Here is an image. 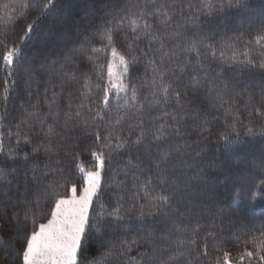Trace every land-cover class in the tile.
<instances>
[{"label":"snow or ice","instance_id":"6c2138e0","mask_svg":"<svg viewBox=\"0 0 264 264\" xmlns=\"http://www.w3.org/2000/svg\"><path fill=\"white\" fill-rule=\"evenodd\" d=\"M63 3L65 0H47L43 5L25 2L22 7L29 14L35 10L40 16L19 32L17 21L11 28L0 29V69L9 78L17 77L12 89L6 81L0 109V129H5L0 130V264H264V221L258 226H241L230 207L215 200L213 186L202 170L206 148L200 146L208 139L205 133L210 135L221 119V110L224 124L216 130V136L226 148L238 146L241 116L250 124L260 123L264 135V0H260L259 11L252 10L248 0H114L101 15H86L75 23H70V13L55 11ZM3 7L5 15L14 11L8 3ZM233 11L246 15L237 28L230 29L234 36L225 33L220 39L226 37L231 45L242 42L244 51L233 48L229 56L221 51L219 59L221 64L240 66L253 74V79L242 86L247 95L243 112L233 106L239 93L234 84L225 82L224 69L216 70L200 61L202 48L213 62L216 60L217 34L213 30L204 32L198 23L193 24L197 33L191 41L179 31L201 16L211 18ZM49 17L52 20L44 38L45 48L34 54L29 50L33 48L36 27ZM149 17L153 23L148 22ZM174 24L176 30L170 31ZM245 35L252 38L245 40ZM204 40L210 42L204 44ZM95 41L101 46H93ZM118 45L126 54L117 50ZM52 46L58 49L57 59L46 55ZM254 49L260 56L258 60L253 58ZM94 54H110L111 59L106 65L92 64L94 70H100L96 75L101 83L96 87L103 95L90 100L91 76L84 69L92 63ZM141 64L151 70V76L138 88L130 83V70ZM69 66L75 70L63 71ZM38 71L60 81V92L54 91L52 99L47 98L48 89H44L46 111L41 110L39 98L35 103L30 101ZM81 77L84 91L76 97L71 85ZM18 80L29 100L20 102L17 119L7 105L8 93L18 86ZM141 89H147L143 96L146 103H139ZM113 99L117 104L115 113L110 111ZM132 107L136 110L129 115ZM153 107L160 108L162 116L152 119L146 115L145 109ZM10 116L16 120L15 131L6 127ZM25 128L28 131L21 135ZM192 128L198 130L196 138H184L182 129ZM248 132L253 134L251 127ZM5 139H15L17 146L23 142L31 151L21 154L15 149L6 150ZM85 150L93 157L95 171L80 167L86 173L80 196H76L75 185L71 198L59 196L65 166ZM114 157H126L122 167L127 170L143 172L146 165L154 172L164 193L151 197L155 215L181 219L191 215L197 217L195 227L178 230L180 235L173 239L155 225L146 224L141 211L136 219L147 235L129 242L123 233L130 226L122 222L130 213L124 209L126 198L121 193L127 190L128 198L135 202L139 191L128 189L123 181L119 191L111 194L114 203L110 210L109 205L100 203L99 211L91 212L93 199L99 200L103 194L106 162L111 164ZM229 180L224 177L225 186ZM242 181L249 187L253 201L256 192L264 198V159ZM137 187L143 185L134 182L132 188ZM44 205L50 208V218L46 223H37L44 214ZM242 237L246 238L241 243ZM229 245L237 248L235 254L227 250ZM141 247L143 252L139 251ZM133 248L137 249L136 256L129 255ZM94 249L98 258L89 256Z\"/></svg>","mask_w":264,"mask_h":264},{"label":"trees","instance_id":"16d2710c","mask_svg":"<svg viewBox=\"0 0 264 264\" xmlns=\"http://www.w3.org/2000/svg\"><path fill=\"white\" fill-rule=\"evenodd\" d=\"M27 2L28 4L36 3L43 5L47 3V0H0V29L11 28L13 26V21H17L15 26L17 32L20 28H26L28 23H31L33 20H36L40 13L38 11H31V14L28 13V10L24 9L22 6ZM114 0H65V3L61 4L55 11H60L63 9L65 12L70 13V23L78 22L84 16H99L103 13V10ZM142 2V0H141ZM158 3H161L162 0H157ZM194 3H199V0H193ZM249 5L252 10L259 11L260 0H248ZM10 4L14 8V11H9L5 15V10L3 5ZM246 15L243 12L233 11L231 13H226L222 16L216 17H207L201 16L199 21H189L186 24L185 28H180L179 31L184 32L188 40L191 41L197 29L193 26L194 23L202 24L203 31L207 32L213 30L217 35L214 43L216 44L217 58L213 62L210 53L205 55V50L201 49L200 61L204 64L209 65V67L215 68L216 70L224 69L225 82L230 86L235 85V104L233 105L238 111L243 112V105L247 99L246 93L242 92V86L245 85L249 80L253 79V74L243 71L240 66L228 67L227 64H221L219 59V53L223 51L226 56L232 54L233 48L237 52L242 53L244 51L245 45L241 43H236L231 45V42L225 37L224 40H221V36H234L235 33L230 29L237 28L240 20ZM21 17H26V19H21ZM52 18L49 17L47 20H44L42 23L37 25L36 34L33 37V48L29 51H32L34 54H38L41 49L45 48V37L47 36L48 26L51 24ZM149 23H153L151 17L148 18ZM184 24V21H181ZM159 26V25H157ZM187 29V30H186ZM176 30V25L174 24L170 31ZM246 31V30H245ZM251 36L245 35L244 39H251ZM210 41L204 40V44L209 43ZM93 46L100 47L101 44L99 41H95ZM141 47H144V44H141ZM117 50L121 54H126L123 46L118 45ZM167 50V49H166ZM58 49L54 46L48 47L46 55L52 57L53 59L58 58ZM253 58L260 59V56L257 54V51L253 50ZM111 59L110 54H94V59L87 68L84 69L86 73L91 76L89 81V88L91 89L90 100H97L99 96H102L103 93L100 89L96 87L97 83H101L98 79L96 72L100 71L99 69L94 70L92 64H107ZM87 63V62H86ZM196 61L193 59V64L195 65ZM58 68V65H57ZM75 69L71 66L66 67L63 71H74ZM105 79L107 78V68L103 69ZM22 75V74H21ZM34 82L31 87V97L30 101L35 103L37 99L40 100L41 110L46 111L44 107V89H48L47 98L50 100L53 98V92L57 94L60 92V81L54 78H49L47 74H42L41 72H36ZM77 75L80 76L79 71ZM151 76V70L147 69L145 65L141 64L135 69L130 70V83L135 84L138 88L140 84L144 82L145 79ZM258 78V76L256 77ZM17 77L13 75L9 78L6 73L0 69V109L3 108L2 97L4 96V88L6 86L9 89H12V81L16 80ZM22 81L18 80V86L8 93L9 102L8 109L10 110L12 116L19 118V106L20 102L23 100L28 102L29 97L28 93L19 86ZM128 82L127 80L125 81ZM83 78L81 77L78 83H73L71 85V90L75 93L76 97L80 96V92L84 91L82 88ZM55 85L56 87H53ZM219 87H223V84H218ZM79 89L80 91H76ZM131 93L129 92V95ZM147 94V89H141L140 92V101L139 103H146L143 100V96ZM225 99H229L228 96H225ZM78 103L79 100L74 101ZM122 104V101H121ZM139 104L136 105L138 107ZM170 106H174V101H170ZM117 104L115 100H111L110 111L115 113ZM136 108H129L128 114L131 115ZM123 112L124 109L121 108ZM146 115L150 118L155 119L157 116H162V111L158 107H153L152 109H145ZM221 119L217 121L216 125L213 128V132L209 135L205 133V136H208L207 141H204L203 137H200L204 141L200 146L206 148V153L202 161V170L208 178V183L213 186V191L215 192V200L219 204L230 207L233 211V214L240 218L241 226L245 224L248 226L259 225L261 221H264V198H261L259 192L254 193L256 199L253 201L252 196L249 194V187L243 184L242 178L247 176L249 170L258 166L260 161L264 159V135L261 134V124L260 123H249V120L244 116H241L243 120V125H237V129L240 132L238 146L231 149L224 146L223 141H218L216 136V130L221 128L224 124L223 111L219 113ZM10 122L6 124V127L12 128L16 123V120H13L10 116ZM164 120H167L168 117H163ZM97 123H101L97 121ZM134 124L135 121H132ZM107 127V126H105ZM252 128V135L249 134L248 128ZM5 130V129H0ZM27 128L21 133L24 135L27 132ZM102 133L104 129H101ZM128 131V124L124 125V134L126 135ZM138 131V130H137ZM197 129L183 130L182 136L184 138H196ZM134 138V137H133ZM35 139V138H34ZM5 149H15L18 150L21 154L24 152L31 151L30 147H26L23 142L19 146L16 145L15 139L9 141L5 139ZM135 155V153L133 154ZM126 163V157H114L111 164L106 162L105 171L102 173V188L103 194L100 199L93 200V208L91 212L99 211L97 207L98 204L104 203L110 207L113 205L114 200L111 198V194L115 191H119L118 185L120 182H126L127 188L132 189V191H139V198L133 202L128 197L130 192L127 190L121 194L125 195L124 209L130 213L129 217L126 218L125 223L130 226V229L123 233V238L129 242L132 240H141L147 235V232L144 228H140V221L136 219L137 215L143 211L145 213V223L149 225H155L158 230H162L166 235L170 234L173 239L180 235L178 230H185L195 227V222L197 217L186 216L184 218L177 217H163L155 215V208L153 207L155 201L151 199L152 196L157 194H164L161 191V186L158 183V178L154 172H150L148 167L145 165L143 172H140L138 169L127 170L122 166ZM80 167H83L86 171L91 170L95 171V162L91 153L87 150L79 153L76 158L65 166L66 171L64 178L60 181L62 187L58 188L57 194L64 198L70 196L73 185L76 186L77 190L80 191L84 187V178L85 172L80 171ZM133 172L136 173L135 177ZM227 176L230 178L227 186H225L224 177ZM219 177V179H217ZM150 178V179H149ZM136 183L138 186L135 189L132 188L133 183ZM147 182V183H146ZM155 189V191H153ZM146 193L148 195H146ZM239 193V196L236 194ZM51 203L54 205V199L51 200ZM151 212L154 215L148 216L147 214ZM205 215L210 216L211 212H206ZM50 218V208L48 205H44V214L37 220V223H46ZM203 224L204 221L202 220ZM206 228V225H205ZM205 228L201 229V233L205 231ZM227 230V229H226ZM259 235V233H256ZM242 237L241 243L243 239ZM251 248V246H249ZM227 250L236 253L237 248L226 246ZM143 247L139 249L140 252H143ZM264 254V253H261ZM130 256L137 255V249L133 248L129 252ZM91 257L98 258V251L94 249L89 253ZM247 264V261L245 262Z\"/></svg>","mask_w":264,"mask_h":264},{"label":"rangeland","instance_id":"374dc122","mask_svg":"<svg viewBox=\"0 0 264 264\" xmlns=\"http://www.w3.org/2000/svg\"><path fill=\"white\" fill-rule=\"evenodd\" d=\"M117 71H118V69H117ZM83 189V188H82ZM82 189L80 190V191H78L77 190V192H76V196L78 197V196H80L81 194H82ZM72 195H73V193H72V191H71V194H70V196L69 197H67V198H71L72 197ZM66 198V199H67ZM94 200V199H93Z\"/></svg>","mask_w":264,"mask_h":264}]
</instances>
